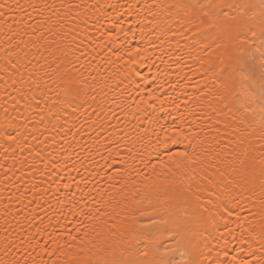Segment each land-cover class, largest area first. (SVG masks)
Wrapping results in <instances>:
<instances>
[{
  "label": "snow or ice",
  "instance_id": "6c2138e0",
  "mask_svg": "<svg viewBox=\"0 0 264 264\" xmlns=\"http://www.w3.org/2000/svg\"><path fill=\"white\" fill-rule=\"evenodd\" d=\"M100 7L91 5L96 10ZM103 7L123 8V5ZM162 7L175 13V17L159 19L157 9ZM82 8L89 6L72 0L59 5L33 0L0 3V21L4 25L28 30L25 35L33 49L28 63L39 58V75L33 71L28 76L35 88L31 101L39 106L47 95L44 88H50L52 81L61 97L56 103L62 111L71 109L69 116L76 115L71 99L81 92L82 80L76 73L82 76L88 65L89 54L81 48L84 41L76 43V35L72 34L74 29L77 35L83 29L87 36L90 18L80 15ZM45 10L58 17L62 14L71 21L58 39L53 38L51 17L42 15ZM150 15L151 19L137 23H145L156 36L151 41L153 45L157 40L163 42L168 33L175 35L171 26L175 19L176 26L186 30L185 38L191 47L198 46L203 52L201 80L193 82L191 76L184 77L185 87L191 85L194 89L183 94L185 113L194 120L177 121L170 112L172 125H168L167 119L161 123L154 113H149L145 121L137 105L136 111L141 114H133L136 124L130 131L118 129L119 140L112 141L117 148L124 149V156L117 152L120 159L105 162V168L109 163L120 165L114 174L102 177L108 187L93 184L88 188L92 181L82 178L85 188L81 190L80 183L73 188V178L61 176L60 180L66 182L57 183L56 188L66 191L62 196L59 191L56 193L55 204L51 198L44 200L45 215L48 208L59 209L57 214L62 215L63 206L67 205L72 218H66L63 224L57 219L56 227L51 221L43 227L39 223L32 226L34 235L26 232L20 239L19 259L11 256L15 241L6 238L4 254L8 259L0 260V264H93L92 253L98 245L109 253L103 264H264V0L259 5L250 0H174L167 5L153 4ZM221 20L224 22L218 23ZM117 24L118 20L105 33L112 44H118L119 34L114 31ZM121 47L118 45L107 53L108 57L115 55L117 61L122 60ZM93 53L92 60L100 56L96 49ZM140 53V47L128 48L126 52L129 57ZM69 56L75 59L70 60ZM82 57L84 63L78 65L76 61ZM176 59L179 63L182 57L177 53ZM10 63L16 67L14 62ZM97 67L91 71H97ZM189 95L190 101L186 99ZM148 99L165 103L154 94H149ZM167 99L174 107H180L176 98ZM191 108L209 111L189 112ZM205 118L207 131L215 133L211 140L204 126L196 124L195 130L192 126L196 120ZM145 122L150 128L138 126ZM10 127L5 126L3 139L13 142L17 136L8 130ZM73 127L79 131L78 126ZM157 128L161 129L159 133ZM206 140L210 147H204ZM174 145L185 148L173 151ZM164 152L168 153L167 161L177 169L204 166L205 160L210 159L214 162V173L205 168L206 184L195 191L189 185L178 196L167 179L172 168L160 160ZM85 192L89 193L87 198ZM68 224L74 227L69 229ZM215 233H219L225 245H239V250L234 255L225 250L224 259H219L217 252V258L209 260L205 249L210 251L208 240L216 239ZM24 245L27 247L23 248ZM20 251L24 252L23 256Z\"/></svg>",
  "mask_w": 264,
  "mask_h": 264
},
{
  "label": "bare ground",
  "instance_id": "6f19581e",
  "mask_svg": "<svg viewBox=\"0 0 264 264\" xmlns=\"http://www.w3.org/2000/svg\"><path fill=\"white\" fill-rule=\"evenodd\" d=\"M3 2L4 0H0V3ZM7 2L14 3L15 0ZM33 2L59 5L67 3L68 0ZM72 2L88 5L89 8L81 9L80 15L90 18L87 36L83 29L79 30L78 35L75 29L72 33L76 35V43L84 41L81 48L89 54L88 65L83 75L76 73L82 83L79 85L80 94L71 99V104L76 106L75 116H69L71 109L62 111L57 105L56 102L61 97L57 95V89L52 85V81H49L50 88H44L47 95L39 106L31 101L35 88L28 80V76L33 71L39 75L37 63L39 58L33 60L32 64L28 63L33 56L31 42L25 35V31L28 30H21L17 26L9 27L0 21V260L8 259L4 254L6 238L15 241L16 247L12 249L11 256L19 259L17 251L21 248L20 239L26 232L34 235L32 226L39 223L43 227L47 221H51L52 226L56 227L57 219L63 224L66 218H72L66 210L67 205L63 206L65 211L62 215L57 214L59 209L54 211L52 208H48L45 215L44 200L51 198L55 204L56 193L59 191L62 196L66 191L56 188L57 183L66 182L60 180L61 176L73 178V188L80 183L81 190L85 188V184L81 183L82 178L92 181L87 185L88 188L93 184L108 187L102 177L114 174L120 165L109 163L105 168V162L118 160L120 156H124V149L117 148L112 141L119 140L118 129L126 128L130 131L132 125L136 124L132 118L133 114L140 116L143 112L146 121L148 114L154 113L161 123L167 119L168 125H172V117L177 121L194 120L193 116L185 113L183 94L191 93L194 89L191 85L185 87L184 77L191 76L193 82L201 80L200 73L204 69L200 67V57L203 56V52L198 50V46L195 49L191 47V42L185 38L186 30L178 28L175 19L171 21L175 35L168 33L163 42L157 40L155 45L151 41L155 40L156 36L151 34L145 23H137L146 18L151 19L150 7L153 4L167 5L174 0H72ZM250 2L259 5L260 0ZM93 4H99L100 9H92ZM107 4L123 5V8H104L103 6ZM57 11L59 12V9ZM42 15L44 18L52 19L51 27L55 32L53 38L58 39L60 33L66 32L71 25L70 19L62 14L59 17L53 15L51 10H45ZM170 15L175 17V13H169L166 8L157 9V16L161 20ZM33 16L36 14L33 13ZM117 20L119 24L114 31L119 34L118 44H112L105 33L113 29V24ZM60 24H64L65 27L58 28ZM68 39H71V36ZM63 43L66 44L67 40ZM118 45L122 46L119 51L123 56L119 61L115 55L110 58L107 55ZM136 47L141 48V53L129 57L126 54L127 49ZM93 49L100 52V56L95 60H92ZM177 53L182 57L179 63L176 59ZM69 59L75 58L69 56ZM10 61L16 64L15 68ZM76 63L83 64L84 58ZM67 66L71 68V64ZM93 67H97V71H91ZM72 72L75 73V69H72ZM149 94L160 97L165 103L161 105L158 101L148 99ZM168 97L176 98L180 107H174L168 101ZM37 98L39 99V96ZM142 99L147 100V103L141 104ZM186 99L190 101L192 97L189 95ZM137 105L141 112L136 111ZM188 111L207 112L209 109L191 108ZM170 112L172 117L169 116ZM224 118L226 117H221ZM74 124L79 127V131L73 127ZM196 124L205 127L208 140L215 135L207 131L206 118L196 120L192 125L194 130ZM6 125H10L8 130L17 136L13 142L3 139ZM138 126L150 128L146 122ZM156 131L159 133L161 129L157 128ZM148 134L151 135V129ZM105 137L109 139L105 140ZM208 140L204 147H210ZM184 148V145L172 146L173 151H182ZM117 152L120 156L116 155ZM167 156L168 153L164 152L160 160H164L172 168V173L168 174L167 179L175 187L178 196L189 185L195 191L206 184L205 168L208 172L214 173L212 167L214 162L210 159L205 160L204 166L177 169L171 161H167ZM153 162L157 163L155 159ZM73 168L77 171H73ZM84 168L88 171H84ZM84 195L87 198L89 193L85 192ZM91 195H95V192ZM67 227L71 229L74 225L68 224ZM214 235L216 239L208 240L210 251L205 249V255L209 260H215L217 252L220 253L219 259H224L225 250L229 255H234L239 250V245L233 246L231 243L225 245L219 239V233ZM23 255L24 252L20 251V256ZM107 258L109 253L102 250L101 246L98 245L93 250V264H103Z\"/></svg>",
  "mask_w": 264,
  "mask_h": 264
}]
</instances>
